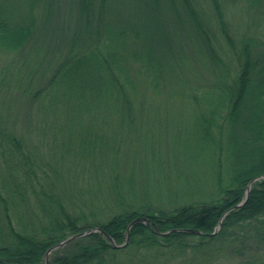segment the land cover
I'll return each mask as SVG.
<instances>
[{
    "label": "trees",
    "instance_id": "trees-1",
    "mask_svg": "<svg viewBox=\"0 0 264 264\" xmlns=\"http://www.w3.org/2000/svg\"><path fill=\"white\" fill-rule=\"evenodd\" d=\"M0 53L57 125L47 160L0 87V264L94 227L48 264H264V0H0Z\"/></svg>",
    "mask_w": 264,
    "mask_h": 264
},
{
    "label": "rangeland",
    "instance_id": "rangeland-1",
    "mask_svg": "<svg viewBox=\"0 0 264 264\" xmlns=\"http://www.w3.org/2000/svg\"><path fill=\"white\" fill-rule=\"evenodd\" d=\"M234 19L236 22H238L239 20V18H234ZM14 58L15 57L13 54L8 55V54L0 53V87L3 93V97L1 101L3 103L4 110L6 113L10 114V117H11L10 121L16 124V129L18 131L23 132L27 136L28 142H30L32 146H34L35 149L39 150L45 159L51 160L50 151L52 150V145H53L52 137H53V132L57 131V125L54 126L52 124L50 126L48 124H44L43 122H40L41 120L40 114L36 116V109H35L34 125L32 124L30 127H27L26 120L29 119L28 115L30 114V109L28 110V108L31 107L32 105H30L26 101V98L23 97L22 94H19L18 90H16V86H18V82H19L18 80L20 77L19 68H18L20 63L17 60H14ZM236 68L237 67H234L233 72H236ZM3 76H5V80L3 79ZM154 116H157L155 120L154 121L148 120L147 125L152 128V134H155L156 131H157V134H162V133H165L166 129L165 127L160 128L161 119L177 118L179 121L182 122L186 119V117H189L191 115L190 114H181V115L180 114H175V115L156 114ZM155 123L157 125V129H154ZM178 133H181L179 129L174 130L172 128L171 136L168 137L167 140L161 141V145L163 147V153L167 157H171V149L166 150V147L168 145L171 147L173 137ZM182 137L186 138L185 135H183ZM160 151L158 150V152ZM174 152L177 154L172 155V156H174L179 161L181 166H185L184 153L186 152V149L183 148L182 150H179V151L174 149L173 153ZM168 161L169 160H166L165 162L168 163ZM207 165H208V162H207ZM162 169H163V166H162ZM162 169H160L159 167L155 168V170L160 173L164 172V170ZM170 173H172L171 170H167L165 172V174H170ZM134 259L136 260L137 257L135 256Z\"/></svg>",
    "mask_w": 264,
    "mask_h": 264
},
{
    "label": "water",
    "instance_id": "water-1",
    "mask_svg": "<svg viewBox=\"0 0 264 264\" xmlns=\"http://www.w3.org/2000/svg\"><path fill=\"white\" fill-rule=\"evenodd\" d=\"M261 178H264V175H260V176H258V177H256V178H254V179L251 180V182L248 184V186H247V188H246V198H245L244 200H242L240 203H238L236 206H234V208H235V207H238V206H240V205H243V204L247 201V199H248V197H249V193H250V189H251L252 184H253L255 181H257V180H259V179H261ZM232 209H233V208H232ZM230 210H231V209H230ZM137 222H144V223H147V222H150V219H149L148 217H145V216L135 218V219L130 223V225H129L128 229H127V237H126V241H125L123 244H117V243L115 242V243H114V246H115L116 248H123V247H126V246L129 244V242H130V235H129V233H130V228L132 227L133 224H135V223H137ZM220 227H221V221H220L218 227L216 228V230L213 232V234H216V233L220 230ZM190 231H192V232H197V233H202V231H200V230H190ZM93 232H103V233H105V231H104L102 228H100V227H94V228H92V229L89 230V231H83V232L77 233V234H75V235L69 236L68 238H66L65 240L61 241V242H60L59 244H57L56 246L51 247V248L46 252V262H45V264H48V261H49V259H48L49 257H48V256H49V254H50L53 250L65 246L66 244H68V243H69L70 241H72L73 239H76V238L82 237V236H84V235H87V234H90V233H93ZM158 232L160 233V231H158ZM168 233H169V231H167V232H162L161 234L166 235V234H168ZM105 234H106V233H105ZM112 240L114 241V239H112ZM10 264H16V263H10Z\"/></svg>",
    "mask_w": 264,
    "mask_h": 264
},
{
    "label": "bare ground",
    "instance_id": "bare-ground-1",
    "mask_svg": "<svg viewBox=\"0 0 264 264\" xmlns=\"http://www.w3.org/2000/svg\"><path fill=\"white\" fill-rule=\"evenodd\" d=\"M255 178H256V177H255ZM253 179H254V178H253ZM250 182H251V181H250ZM250 182H249V183H250ZM249 183H248V184H249Z\"/></svg>",
    "mask_w": 264,
    "mask_h": 264
}]
</instances>
